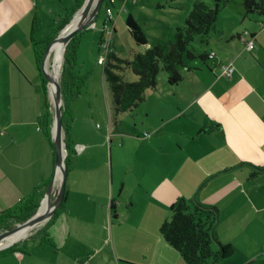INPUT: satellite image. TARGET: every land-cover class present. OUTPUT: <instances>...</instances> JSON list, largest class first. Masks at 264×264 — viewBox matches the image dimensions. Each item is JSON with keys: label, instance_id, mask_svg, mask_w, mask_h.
<instances>
[{"label": "crops", "instance_id": "obj_1", "mask_svg": "<svg viewBox=\"0 0 264 264\" xmlns=\"http://www.w3.org/2000/svg\"><path fill=\"white\" fill-rule=\"evenodd\" d=\"M75 1L0 0V212L54 173L51 129L50 139L41 129L34 47ZM44 29L48 35L39 39ZM237 35L235 46L230 32L215 51L209 48L210 71H187L191 89L171 90L184 104L135 150L110 127L108 137L96 131L90 101L72 100L63 127L73 155L62 208L38 239L19 242L22 251L0 252V264H185L159 232L179 198L217 211L212 248L234 252L211 264H264V29ZM244 37L253 40L251 51ZM222 65L233 67L230 78ZM41 237L50 244L39 247Z\"/></svg>", "mask_w": 264, "mask_h": 264}, {"label": "trees", "instance_id": "obj_2", "mask_svg": "<svg viewBox=\"0 0 264 264\" xmlns=\"http://www.w3.org/2000/svg\"><path fill=\"white\" fill-rule=\"evenodd\" d=\"M229 1L232 0H212L213 5L210 6L203 0H194L183 23L175 26L172 37L168 40L166 39L152 44H149L148 36L143 26L139 22L134 21L131 15H129L125 22L126 30L135 44L143 47V51L134 52L130 59L120 58L114 51L108 52L105 56L106 61L103 64V73L109 82L114 96L115 111L117 113L130 114L140 107L145 101L148 91L156 90L157 75L161 70L166 74V82L169 87L180 85L183 82L182 71H190L192 69L189 66L192 60H195L194 62L198 61L197 63L200 62L203 67L210 71L209 66H207L209 64L207 60L209 62L213 61L215 54L209 51L210 43L208 42V38L212 33L217 32L216 21L221 5ZM83 2L84 0L75 1V4L67 11L64 18L54 27L53 35L49 41L68 23L69 19L81 7ZM104 2L106 3L105 10L110 8L107 2L111 6L113 4L111 0H104ZM242 4L247 13L255 10L260 15H264V6L261 2L257 3L256 0H243ZM262 28L264 29V27ZM37 29L38 22L34 20L32 32ZM103 29L100 32L98 44L100 47L108 49L110 45L104 41L105 33ZM85 30L78 32L72 37L64 53L60 83L63 98V127L66 110H69V101H72L79 95L80 87L85 83L84 80L86 77L81 76L70 77V82L67 81L68 69L70 67L72 68L71 64L75 59L74 41ZM113 31H115V28H113ZM236 38L241 40L242 35H236ZM251 38H253V35L249 36V40ZM197 42L200 48L194 45ZM39 48L35 46L34 53L39 78L41 79V129L50 139V129L53 119L49 111L47 82L41 72L43 49L40 50ZM129 73L133 74L135 80H129ZM109 127L112 131L110 124ZM67 138L68 136L65 138L67 155L64 161L68 169L73 150ZM257 174L258 172L253 171L250 177L252 178ZM50 180L37 186L12 207L0 212V231L8 230L14 224L23 223L35 214ZM65 197L66 191L62 204L64 203ZM62 204L51 218L58 215ZM111 206L113 209L114 206ZM169 210V217L161 225L159 232L163 240L179 253L185 264H211L218 259L228 258L233 254L234 249L230 246H220L221 250L220 248L219 250L212 248L213 239H215L212 231L215 225V213L210 208L192 203L184 198H179L170 205ZM32 239L34 237L29 238V240ZM45 244H50V242L42 238L38 246L41 247ZM19 245V242L15 243L0 252L20 251Z\"/></svg>", "mask_w": 264, "mask_h": 264}, {"label": "rangeland", "instance_id": "obj_3", "mask_svg": "<svg viewBox=\"0 0 264 264\" xmlns=\"http://www.w3.org/2000/svg\"><path fill=\"white\" fill-rule=\"evenodd\" d=\"M111 1H113L114 5L111 6L109 2L107 3L112 12V23L107 20L105 13L106 3L104 2L94 23L88 26L86 30L80 34L79 38L74 41L73 46L75 50V59L71 64L72 68L70 67L68 69L67 81L70 82L69 79L73 76L86 77L84 80L86 86L82 89L81 95L73 100L76 104H83L85 106H88L87 101H90L89 112H92V110L97 111L94 113V117L97 114L98 122L96 123L98 128L95 127L96 131L99 129L100 131L98 132L100 134L105 133L106 137H108L107 129L110 124L113 135L117 132L121 133L123 136L128 137L132 142L136 143L137 141L141 142L140 139L142 138L146 139L148 136L150 137L153 135L158 129L161 120L165 119L166 116L171 117L174 113L175 106L184 104L185 99H182L178 94L175 95L171 90H190V86L192 84L190 81V74L183 70L182 76H185L183 82L180 85L169 87L166 82V74L161 70L157 75L156 90L148 91L146 99L140 107L135 109L130 114L117 113L114 107L115 103L112 90L103 73V64L106 61L105 56L108 52L114 51L118 57L130 59L134 52L143 51V47L136 45L126 30L125 22L129 15H131L134 21L139 22L143 26V29L148 36L149 43H157L166 39L168 40L172 37L175 26L183 23V20L187 16L194 0ZM203 1L210 6L213 5L212 0ZM256 2H261L264 6V0H256ZM242 3L243 0H232L221 5L216 21L217 32L212 33L208 38L209 43L213 42L209 48L211 47L215 51L217 49V45H219L218 42H220V39L224 38L225 35L230 32H232L234 37L229 45L235 46L237 44L236 35L240 34L243 31V28L249 29L254 27L257 32L260 30L261 24L264 23V15H260L255 10L247 13ZM62 14L60 20L63 19L64 13ZM259 20H262L260 24L258 23ZM105 25L107 27H104ZM114 27L116 31L112 33ZM102 29L105 33L104 41L108 42L110 45V48L108 49H104L98 44ZM48 31L49 30L44 29L39 32L38 38H44ZM52 35L53 32H50L49 39ZM225 38H227V36ZM49 39L43 42L42 46H38L40 47V50L43 49L42 54ZM222 44L224 45V42ZM194 45L199 47L198 42L194 43ZM194 61L195 60H192L189 63V66L192 68V72L196 74L207 73L205 67H203L200 62L197 63L198 61ZM207 62L210 63L209 60H207ZM58 70L62 73L60 63H57L56 65V72ZM129 80H135L132 73H129ZM70 102L71 100L69 103ZM49 106L51 107L53 113V107L50 104ZM77 114L79 113H76V116ZM114 124L116 125L114 126ZM94 126H96L95 122ZM144 133H147L148 136L144 137ZM170 136L171 134H168V137ZM109 145V141H107V147H110ZM133 146L135 150L139 145L136 143L133 144ZM145 150L146 149H142V151ZM54 199L55 194L51 196V202ZM47 222L32 231L27 239L30 237L38 239V237L43 233ZM15 225L16 224L10 227V229L14 228ZM0 232H3V230Z\"/></svg>", "mask_w": 264, "mask_h": 264}, {"label": "water", "instance_id": "obj_4", "mask_svg": "<svg viewBox=\"0 0 264 264\" xmlns=\"http://www.w3.org/2000/svg\"><path fill=\"white\" fill-rule=\"evenodd\" d=\"M95 1V3H94ZM104 0H84L81 7L72 15L68 23L57 33V35L51 39L41 58V72L47 82V98L49 99V104L53 107V120L51 127V143L54 149V173L52 178L46 188L45 194L41 199L39 206L34 215H32L28 220L23 223H18L14 228L10 230H5L0 232V243L5 240L6 237L16 236L14 240L0 248V251L12 246L15 243L26 240L31 231L36 228L39 224L47 222L59 208L63 202L65 187H66V176L67 167L65 164L66 148L63 141V98L61 95L60 87V76L61 71H57L54 77H51L46 69L45 60L49 57L50 51L53 46L60 42L59 51V62L60 68L62 67L64 60V53L67 44L72 39L74 35L78 32L83 31L88 26L92 25L101 9ZM50 86L52 90L50 92ZM60 170V179L57 186V195L55 199L51 202V196L53 192V187L56 180L57 171ZM43 201H46V208L41 211V206ZM212 211L217 215V211L212 209ZM214 242L215 239H213ZM220 250L221 247L219 246Z\"/></svg>", "mask_w": 264, "mask_h": 264}, {"label": "bare ground", "instance_id": "obj_5", "mask_svg": "<svg viewBox=\"0 0 264 264\" xmlns=\"http://www.w3.org/2000/svg\"><path fill=\"white\" fill-rule=\"evenodd\" d=\"M94 3H95V1H94ZM59 51H60V42H57L53 46V48L51 49L49 57L45 60V66H46L47 72L51 77H54V74L56 73V65L59 62ZM49 88H50V92H51L52 86H50ZM59 179H60V170L57 171L56 180H55L53 190L55 188H57ZM45 208H46V201H43L42 206H41V211H44ZM40 225H42V224H39L37 227H39ZM36 228H34L32 231H34ZM32 231H31V233H32ZM15 237L16 236H14V235L10 236V237L9 236L6 237L5 240H3L0 243V248L5 246L6 244L11 242L12 240H14Z\"/></svg>", "mask_w": 264, "mask_h": 264}, {"label": "built area", "instance_id": "obj_6", "mask_svg": "<svg viewBox=\"0 0 264 264\" xmlns=\"http://www.w3.org/2000/svg\"><path fill=\"white\" fill-rule=\"evenodd\" d=\"M105 13H106V17H107V20L108 22L112 23V19H111V9L110 8H107L105 10ZM262 27H264V23L261 24ZM104 27H107L106 25ZM251 40V39H250ZM243 41L246 42V48L247 50L251 51L254 47L253 45V40L252 41H248L245 37L243 39ZM221 71H222V74L227 76V77H231L232 76V72H233V67L231 65H222L221 66ZM144 137H147L148 134L147 133H144L143 134Z\"/></svg>", "mask_w": 264, "mask_h": 264}, {"label": "flooded vegetation", "instance_id": "obj_7", "mask_svg": "<svg viewBox=\"0 0 264 264\" xmlns=\"http://www.w3.org/2000/svg\"><path fill=\"white\" fill-rule=\"evenodd\" d=\"M56 34H57V33H56ZM56 34H55V35H56Z\"/></svg>", "mask_w": 264, "mask_h": 264}]
</instances>
